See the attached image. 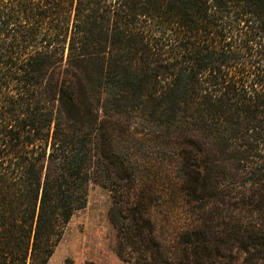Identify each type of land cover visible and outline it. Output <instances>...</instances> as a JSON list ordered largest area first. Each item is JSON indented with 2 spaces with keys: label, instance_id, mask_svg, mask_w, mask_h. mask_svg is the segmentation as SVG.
Returning <instances> with one entry per match:
<instances>
[{
  "label": "trees",
  "instance_id": "1",
  "mask_svg": "<svg viewBox=\"0 0 264 264\" xmlns=\"http://www.w3.org/2000/svg\"><path fill=\"white\" fill-rule=\"evenodd\" d=\"M92 183L122 264H264V0H0V264Z\"/></svg>",
  "mask_w": 264,
  "mask_h": 264
},
{
  "label": "rangeland",
  "instance_id": "2",
  "mask_svg": "<svg viewBox=\"0 0 264 264\" xmlns=\"http://www.w3.org/2000/svg\"><path fill=\"white\" fill-rule=\"evenodd\" d=\"M111 203L110 190L92 183L86 205L71 216L47 264H122L115 253Z\"/></svg>",
  "mask_w": 264,
  "mask_h": 264
}]
</instances>
